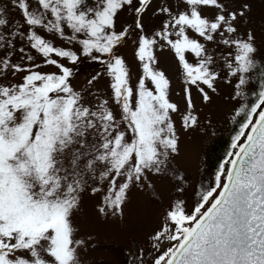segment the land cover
<instances>
[{
  "label": "snow or ice",
  "instance_id": "6c2138e0",
  "mask_svg": "<svg viewBox=\"0 0 264 264\" xmlns=\"http://www.w3.org/2000/svg\"><path fill=\"white\" fill-rule=\"evenodd\" d=\"M233 5L0 0V264H87L92 236L74 223L83 197L101 217L123 218L133 189L163 207L125 264H264V58L249 4ZM133 33L134 81L117 53ZM163 50L177 64L183 108L158 67ZM82 58L102 71L77 88ZM102 77L107 96L95 89ZM221 85L237 126L189 206L179 133L211 128L195 96L207 105ZM165 180L166 204L156 187Z\"/></svg>",
  "mask_w": 264,
  "mask_h": 264
},
{
  "label": "rangeland",
  "instance_id": "374dc122",
  "mask_svg": "<svg viewBox=\"0 0 264 264\" xmlns=\"http://www.w3.org/2000/svg\"><path fill=\"white\" fill-rule=\"evenodd\" d=\"M248 3L250 12L249 20L257 35L260 45L258 58L264 55V0H234L238 7L241 3ZM153 9L156 4H153ZM130 17L122 16L121 23L127 22ZM135 34L130 35L126 42L118 47L117 53L122 54L129 65L133 81L138 75L137 62L133 55L132 41ZM60 43V41H57ZM158 67L165 71L171 79V98L183 108L181 83L177 64L167 50L158 51ZM78 69L72 81L77 88L85 84L86 79L96 72L102 71V66L90 62L85 58L76 66ZM49 70V69H44ZM95 89L98 94L107 96L108 78L102 77L97 81ZM229 89L221 85L218 95H213L211 103L204 105L199 96H195L197 108L200 110L201 125L206 124V117L211 119V128L201 130L197 128L190 132L180 131V156L177 158L180 169L187 176V191L184 198L191 206L194 202L193 188H198L201 183L212 179L215 171V161L221 158L229 144L230 135L237 126L232 122L234 102L227 97ZM239 119V118H238ZM179 128V124H177ZM213 154V155H212ZM216 154V155H214ZM158 193L162 195L164 204L173 195L171 184L160 181L156 185ZM96 200L87 194L82 199V204L75 214L74 223L81 234L92 236V247L86 254L87 264H125L127 251L139 244L145 245V238L157 226L163 205L157 203L150 192L133 189L129 193V200L124 209L123 218H104L95 210Z\"/></svg>",
  "mask_w": 264,
  "mask_h": 264
},
{
  "label": "trees",
  "instance_id": "16d2710c",
  "mask_svg": "<svg viewBox=\"0 0 264 264\" xmlns=\"http://www.w3.org/2000/svg\"><path fill=\"white\" fill-rule=\"evenodd\" d=\"M262 57H264V55H263ZM232 133H233V132H232ZM232 133H231V134H232ZM230 136H231V135H230ZM229 143H230V140H229ZM228 145H229V144H228ZM227 148H228V146H227ZM226 150H227V149L224 150V153L221 155V158H220V159H217V161H215V163H214V164H215V169H216V167L218 166V163L220 162V160L223 158V156H224ZM212 155H213V154H212ZM214 155H216V154H214Z\"/></svg>",
  "mask_w": 264,
  "mask_h": 264
}]
</instances>
